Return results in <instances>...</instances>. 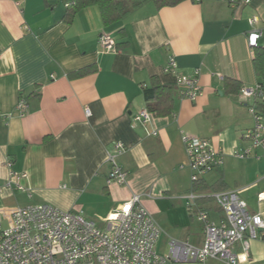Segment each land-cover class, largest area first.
I'll use <instances>...</instances> for the list:
<instances>
[{"label": "crops", "instance_id": "crops-1", "mask_svg": "<svg viewBox=\"0 0 264 264\" xmlns=\"http://www.w3.org/2000/svg\"><path fill=\"white\" fill-rule=\"evenodd\" d=\"M71 1L48 7L44 0H0V208L49 204L80 211L104 228L106 217L138 194L161 230L155 250L162 255L171 239L202 244L197 209L215 223L224 221L210 197L218 186L235 190L264 221V199L257 197L264 191V156L233 155L248 146L241 135L253 119L225 84L258 81L252 58L264 46V0L240 6L185 0L161 8L149 0L107 26L95 5L67 23ZM253 29L261 35L249 48L246 36ZM101 33L115 46L126 44L104 50ZM169 56L178 74L199 70L201 93L194 101L178 96L175 75L166 70ZM85 67L94 69L69 77ZM152 76L173 88L174 112L142 123L134 116L146 108L143 90ZM20 97L28 104L24 114L16 110ZM184 133L208 139L222 155L199 178L198 189L186 165ZM118 141L126 146L117 159L126 183L107 184L106 153ZM9 168L26 173L21 184L27 191L3 187ZM193 192L199 197L191 200ZM248 254L244 264H264V240H251ZM204 264L225 263L209 258Z\"/></svg>", "mask_w": 264, "mask_h": 264}, {"label": "built area", "instance_id": "built-area-1", "mask_svg": "<svg viewBox=\"0 0 264 264\" xmlns=\"http://www.w3.org/2000/svg\"><path fill=\"white\" fill-rule=\"evenodd\" d=\"M223 1L230 6H240L251 0ZM72 4L69 2L66 6ZM249 21L253 24L257 18L253 17ZM260 35V30L248 32L246 40L249 48L257 45ZM98 41L104 50L115 47L114 41L105 33L99 35ZM166 70L174 73L180 98L194 101L201 93L199 70H194L192 75L178 74L172 56L168 57ZM238 94L246 102L253 126L241 135L248 146L235 150L233 155L239 159H259L264 156V116L257 104L264 103V81L240 86ZM27 106V101L20 97L16 110L24 114ZM150 117L151 114L144 109L134 119L145 123ZM181 138L193 183L221 163V153L214 149L208 139L185 133ZM125 151L126 146L119 141L107 151L106 162L110 166L107 184L126 183L127 173L117 160ZM10 164L9 160L5 161L6 166ZM25 177V172L9 168L3 187L27 191L21 184ZM198 197L194 192L188 194L191 200ZM210 197L223 211L224 221L215 223L206 211L197 209L196 217L203 227L202 244L196 246L187 241L171 239L166 255L155 250L161 230L141 204L138 194H133L109 214L104 228L85 218L80 211H64L49 204L0 208V264H204L209 258L225 264L246 263L250 241L258 238L264 240L261 215L250 213L245 201L235 190L213 192ZM257 197L259 200L264 199V191ZM237 244L240 250L236 252Z\"/></svg>", "mask_w": 264, "mask_h": 264}, {"label": "trees", "instance_id": "trees-1", "mask_svg": "<svg viewBox=\"0 0 264 264\" xmlns=\"http://www.w3.org/2000/svg\"><path fill=\"white\" fill-rule=\"evenodd\" d=\"M59 0H44L46 6L50 7L53 3ZM149 0H130L128 5H124L120 0H72L73 3L67 9L64 19L67 23H71L74 16L81 9L90 5L98 7L101 20L104 25H110L120 21L129 12ZM157 8L174 6L185 0H151ZM68 7V6H67ZM121 38L124 37L123 31H120ZM126 43L122 42L115 46H123ZM252 67L258 81H264V46L257 47L253 51ZM93 67H85L74 73L69 77H80L92 71ZM225 84L228 86L230 92H238L240 86L232 79H226ZM144 100L146 103V110L154 117L170 116L174 112L173 102V88L169 85L162 84L156 76H152L149 80V86L144 87ZM258 110L264 116V103L257 104ZM202 185L200 180L194 182V189H198ZM220 191L222 186H218ZM217 189V190H218Z\"/></svg>", "mask_w": 264, "mask_h": 264}, {"label": "rangeland", "instance_id": "rangeland-1", "mask_svg": "<svg viewBox=\"0 0 264 264\" xmlns=\"http://www.w3.org/2000/svg\"><path fill=\"white\" fill-rule=\"evenodd\" d=\"M124 5H128L130 3V0H120Z\"/></svg>", "mask_w": 264, "mask_h": 264}]
</instances>
